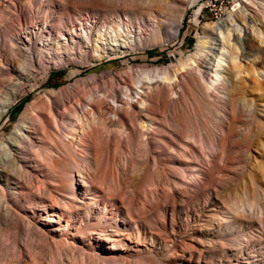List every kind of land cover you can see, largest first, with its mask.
<instances>
[{"label":"bare ground","instance_id":"6f19581e","mask_svg":"<svg viewBox=\"0 0 264 264\" xmlns=\"http://www.w3.org/2000/svg\"><path fill=\"white\" fill-rule=\"evenodd\" d=\"M127 1V6L117 7L112 0H91L87 6H82L83 0H0V120L23 89L47 73L54 58L62 64L65 59L101 61L111 52L130 47V24L138 22L146 30L147 20L156 42L166 33L174 38L182 27L187 4L199 0H170L165 4L172 5L171 10L164 5L159 6L160 12L150 9L139 15L133 0L132 4ZM102 5L108 9H99ZM235 8L228 18L203 25L194 52L169 67L150 66L140 69L137 76L130 72L134 77L129 84L125 74H107L115 85L112 88L102 87L97 76L84 80V104L72 86H64L49 89L40 104L29 105L19 125L0 142V243L2 225L15 220L11 203L16 194L25 193L24 188L34 190L31 197L38 194L50 207L58 204L55 194L71 199V193L88 188V175L76 168L81 160L94 167L99 163L98 154L88 158L78 155L86 150L85 139L92 133L98 137V133L105 134L108 140L115 137L121 149L132 152L131 182L138 181L146 167L156 179L178 175L181 170L199 177L203 162L209 172L202 178L205 185L228 182L234 171L245 172L252 164L264 176V164L256 157L264 158V0H242ZM163 10L170 16L168 29ZM97 18L105 21V29L93 34L85 26ZM83 23L78 32L76 25ZM195 23L198 25V18ZM141 30L135 37L139 42L143 40ZM75 97L80 108L69 110L67 104ZM108 106L114 119H109ZM39 108L47 116L38 115ZM62 108L67 111L63 118L66 130L60 133L55 111ZM207 148L212 149L211 154ZM35 151L42 156L45 153L42 160L36 158ZM123 160L119 161L121 170L126 167ZM32 172L53 174L52 186L36 182ZM249 175L254 200L236 206L233 215L253 218L257 214L264 224V186L258 173ZM61 200L62 211L75 207L72 200ZM58 229L61 232L65 227L60 224ZM117 231L115 236L124 235ZM241 237L246 241L248 236ZM103 241L113 246L118 240L106 237ZM254 253L253 257L262 260V253Z\"/></svg>","mask_w":264,"mask_h":264},{"label":"rangeland","instance_id":"374dc122","mask_svg":"<svg viewBox=\"0 0 264 264\" xmlns=\"http://www.w3.org/2000/svg\"><path fill=\"white\" fill-rule=\"evenodd\" d=\"M83 1L84 4H80L82 6L91 2ZM113 1L116 6L118 3L117 7L127 6L130 2ZM167 1L171 3L170 0H158L155 4L150 3L151 0H133L134 3L131 0L130 4L137 5L136 13L139 15L150 9L159 10L164 5L165 8ZM240 2L242 0H199L197 4L188 3L178 35L172 38L166 33L160 42L153 40L148 20L146 30L142 24L132 23V35H129L132 41H128L130 47L111 52L101 61L88 63L83 59H65L66 64H62L58 58H54L47 73L39 75L36 81L28 84L0 120V142L19 125L27 107L37 101L40 104L43 94L49 89L72 86V92L84 104L87 96L81 93L85 90L84 84L88 79L101 78L102 87L105 85L112 88L115 86L110 78L112 75L125 74V83L129 84L140 69L153 66L166 68L175 60L185 59L194 52L201 27L228 18ZM102 6L98 8L108 9L105 5ZM167 7L170 10L173 8L172 5ZM163 12L165 22L168 23H165V27L168 29L170 16L168 11ZM196 18L198 25L195 23ZM104 22L100 18L92 19L89 25L77 24L76 30L79 32L81 26H85L96 34L100 29H105ZM141 27L143 40L139 42L135 37ZM119 44L123 42L120 41ZM129 67H133V70L129 71ZM37 82L40 85L34 88L32 85ZM77 98L72 99L66 108L79 109ZM39 109L36 112L38 115L47 116L43 109ZM108 114L111 116H108L109 119H114L111 108ZM55 115L62 133L66 130L64 117L67 116V111L62 108L55 111ZM185 118L188 123L189 118ZM86 119L87 122L91 120L88 117ZM39 127L36 129L42 130ZM98 134L100 138L95 134L97 141L93 133L88 135L86 144L84 143L86 152L84 149L81 153L78 152L79 158L99 155L96 167L81 160L76 168L80 174L85 172L89 177L88 188L83 189L82 193H71V199L55 194L58 200L56 207H50L38 194L31 197L34 190L28 188H24L25 193L16 194L11 203L15 212V224L11 222L2 225L0 264H247V261L264 264V224H261L257 214L253 218L233 215L236 206L254 200L248 184L250 172L258 173L257 179L264 186V176L254 164L245 172L237 169L228 182L216 184L215 187L202 182L208 168L205 162L202 163L205 168L199 177L181 170L178 175L156 179L152 177L151 169L149 171L146 167L139 180L131 182L129 171L134 159L132 152L126 147L121 149L117 138L108 140L105 134ZM206 150L208 154L212 153V149ZM34 155L42 160L45 153L42 156L40 151H35ZM256 157L258 162L264 164V158ZM121 158L126 164L125 170L120 169ZM31 174L36 182L46 183L50 187L55 179L51 173ZM90 196H94L93 199H89ZM61 199L72 200L75 207L70 210L71 213L62 211ZM56 213L63 219L55 217ZM221 218H225L222 224ZM59 223L65 227L62 233L58 229ZM117 229L122 230L124 235L115 236ZM72 233H75L74 237ZM241 235H247V240L244 241ZM106 237H113L118 241L112 246L103 241ZM256 251L263 254L262 260H259L260 256L253 257Z\"/></svg>","mask_w":264,"mask_h":264}]
</instances>
